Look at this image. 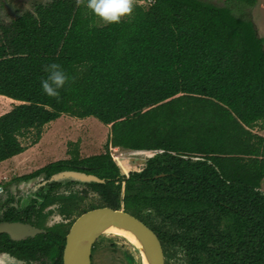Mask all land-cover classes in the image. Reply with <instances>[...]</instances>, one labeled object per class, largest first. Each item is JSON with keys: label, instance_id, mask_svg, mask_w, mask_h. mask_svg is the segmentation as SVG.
Returning <instances> with one entry per match:
<instances>
[{"label": "trees", "instance_id": "trees-1", "mask_svg": "<svg viewBox=\"0 0 264 264\" xmlns=\"http://www.w3.org/2000/svg\"><path fill=\"white\" fill-rule=\"evenodd\" d=\"M85 5L52 0L0 19V94L23 102L0 116V166L26 150L20 137L32 128L38 140L63 114L95 117L110 125L105 153L51 162L25 179L65 166L104 179L88 183L100 203L77 214H134L158 235L166 264H264V38L253 19L206 0H152L106 25ZM51 63L74 78L59 103L41 90ZM111 147L155 154L123 175ZM60 198L46 199L39 222L53 202L75 215V195ZM71 223L0 240V252L52 256Z\"/></svg>", "mask_w": 264, "mask_h": 264}, {"label": "rangeland", "instance_id": "rangeland-1", "mask_svg": "<svg viewBox=\"0 0 264 264\" xmlns=\"http://www.w3.org/2000/svg\"><path fill=\"white\" fill-rule=\"evenodd\" d=\"M51 1L6 0L4 4L8 5L0 7V19L4 23L9 24L16 19V15L13 13L16 7H19L21 11L24 10L25 6L34 10L35 5H47ZM206 1L219 6H226L234 11L237 16H250L255 22L259 35L264 38V0H256L253 7L239 0ZM151 2L152 0H141L137 4L146 5ZM0 113H2V110H0ZM262 132L264 134V131ZM109 133L110 125L102 123L95 117L77 118L63 114L61 117L42 127V134L38 140H36L35 136L36 130L33 128L25 137H20L22 144L26 146V150L2 163L0 166V180L5 182L7 178L11 179L13 175H27L44 167L45 164L58 159H82L87 156L105 153V143L109 137ZM70 142H74L75 144L72 145ZM76 150L80 151L76 152ZM110 153L123 175L129 174L132 171H141L146 166V158L155 154L152 151H125L117 147H111ZM8 165L9 169H7ZM4 177L6 178L3 180ZM43 180L44 175H40L33 177L28 182L22 181L14 187L9 184L7 188L9 191L12 190V192L6 193L3 197H7L8 194L29 195L30 191L34 189L31 187H36ZM76 186L72 185V190L79 189V191H82L81 188L85 187L84 185H79L76 188ZM62 190L64 189L61 188L60 191ZM90 193V201L98 200L96 199L98 197L96 192L92 191ZM83 203L89 204V201L84 199ZM56 207L58 208V204L47 207L44 210L45 212L49 209L53 211L47 220L46 226H52L54 223L62 221L63 217L57 212ZM83 209L87 208L84 207ZM96 243H98L97 258L102 264H142V260L140 259L142 257L138 248L122 236L120 237L108 232ZM92 264H95L94 259Z\"/></svg>", "mask_w": 264, "mask_h": 264}, {"label": "water", "instance_id": "water-1", "mask_svg": "<svg viewBox=\"0 0 264 264\" xmlns=\"http://www.w3.org/2000/svg\"><path fill=\"white\" fill-rule=\"evenodd\" d=\"M63 179L101 182L95 175L77 171L54 174L50 181ZM111 227L133 235L139 246L142 264L144 261L147 264H165V255L158 235L131 213L108 206L89 210L75 220L66 237L63 264H91L93 243ZM43 231L30 224L18 222L0 224V232H8L13 239L35 236Z\"/></svg>", "mask_w": 264, "mask_h": 264}, {"label": "flooded vegetation", "instance_id": "flooded-vegetation-1", "mask_svg": "<svg viewBox=\"0 0 264 264\" xmlns=\"http://www.w3.org/2000/svg\"><path fill=\"white\" fill-rule=\"evenodd\" d=\"M65 160H69V159H67V158L58 159V160H55L53 162H59V161H65ZM50 163L51 162H49L48 164H50ZM48 164H45L44 166H46ZM70 167H72V166H70ZM7 169H9V165L7 166ZM12 170H14V169H12ZM63 171L84 172V171L79 170V169L76 170V169H72V168L65 166V169L59 170L54 174H57V173H60ZM34 172H31L27 175H13L11 177V179L7 178V181H5V182L0 180V224L1 223H15V222L23 223V224H30L32 226H35V227H38V228L44 230L42 232V233H44V232H46L45 231L46 229H44V228L48 227V226H46L47 220L50 217V215H52V213L50 212L51 209H49L47 212H45L44 210L47 207H50L52 205H57L58 203L53 202L51 204L46 205L45 207H43L41 209L43 216H46L45 213H48V217H46L45 220L41 219L42 223L38 221V217L36 216V211L39 212L41 206L43 205V203H45L46 199H61L60 197H66V196H70V195L74 194L75 195L74 201L77 204L75 215L67 217V216H65V214H60L63 217L62 221L54 223V225L62 223V224L67 226L70 222H72L70 225V228H69V231H70L75 220L80 215L83 214V213H81L79 215L77 214L79 211V208L87 207L89 205L95 204V202H100L99 194L96 191H94V192H96V194L98 196L96 199H98V200H91L90 201L91 197H89L91 194L90 192H92L93 190L90 188L88 183L96 182V181H80V180H72V179H63L60 181H55V182H58L59 184L50 187L49 184L51 182H53V181H50L51 176L48 179H46L44 176V180L41 183H38L36 187L32 186L31 188H34V189H32L30 191L29 195L28 194H24V195L8 194L7 197H3L6 193L12 192V190L9 191V189L7 188L9 186V184H11L10 186L14 187L22 181L28 182L34 176H32L28 179H25V177L26 176L29 177ZM84 173H86V172H84ZM44 174L45 173H43L41 175H44ZM87 174H92V173H87ZM35 177H38V176H35ZM5 178L6 177H4L3 180ZM100 179H101V183L104 182V179H102V178H100ZM72 185H77L76 188L79 185H84L85 187L81 188L82 191H79V189L72 190V188H71ZM61 188H63L64 190L60 191ZM71 199H73V198H71ZM84 199L89 201V204L83 203ZM58 206H59V204H58ZM96 208H98V207H96ZM96 208H93V209H96ZM56 209H57V207H56ZM93 209L91 208L89 210H93ZM89 210H87V211H89ZM69 231H68V233H69ZM39 234H41V233H39ZM39 234H36L35 236H27L26 238H22V239H13L8 232H0V240L10 239V240H14V241H22V240H26L28 238H34ZM67 234H66V237H67ZM104 234L100 235L92 245L91 264L93 263V259L95 261V264H102V262L99 261V259L97 258V253H98L97 245L100 241L98 243H96V242L98 240H101V238L104 236ZM65 244H66V239H65V243H64L63 248L61 250L57 251V253H55L52 256L51 255L47 256V255H44L40 252V253L36 254L35 257H27V258L24 257V258L19 259V260H23L24 262H26V264H36V263H39V264H63V262H64L63 254H64V249H65ZM3 253H5V251L0 252V254H3ZM178 257H179V255H178ZM179 258H181V256Z\"/></svg>", "mask_w": 264, "mask_h": 264}, {"label": "clouds", "instance_id": "clouds-1", "mask_svg": "<svg viewBox=\"0 0 264 264\" xmlns=\"http://www.w3.org/2000/svg\"><path fill=\"white\" fill-rule=\"evenodd\" d=\"M137 3L138 0H86L85 5V0H77L78 6L85 5L106 25L120 23L123 18L130 17L134 12ZM43 71L47 75L40 80L42 93L50 98L56 99L59 103L61 100L60 90L64 89L70 80L74 82V78H70L62 66L58 63L44 65ZM0 264H24V261L19 260L10 253L5 252L0 254Z\"/></svg>", "mask_w": 264, "mask_h": 264}, {"label": "crops", "instance_id": "crops-1", "mask_svg": "<svg viewBox=\"0 0 264 264\" xmlns=\"http://www.w3.org/2000/svg\"><path fill=\"white\" fill-rule=\"evenodd\" d=\"M26 10L33 11V9L28 8V6H25L24 10H22V11H26ZM21 103H23V102L20 100L13 99L11 97L0 94V110H2V113H0V116L4 113L10 111L14 106L19 105ZM260 134H263V132H261Z\"/></svg>", "mask_w": 264, "mask_h": 264}, {"label": "bare ground", "instance_id": "bare-ground-1", "mask_svg": "<svg viewBox=\"0 0 264 264\" xmlns=\"http://www.w3.org/2000/svg\"><path fill=\"white\" fill-rule=\"evenodd\" d=\"M108 232H110L112 234H115V235L122 236L123 238L127 239L132 244H134L137 248H139L137 241L135 240V238L133 237V235H131L130 233H127V232H125V231H123L121 229L114 228V227H111L110 229H108L106 231V233H108ZM144 264H147V263L144 261Z\"/></svg>", "mask_w": 264, "mask_h": 264}]
</instances>
